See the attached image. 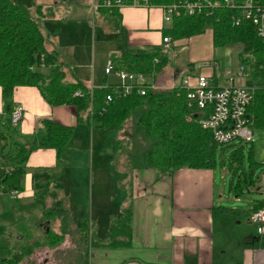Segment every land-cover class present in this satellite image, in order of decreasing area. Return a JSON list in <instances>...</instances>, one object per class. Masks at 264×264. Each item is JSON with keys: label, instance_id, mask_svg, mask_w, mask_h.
<instances>
[{"label": "trees", "instance_id": "1", "mask_svg": "<svg viewBox=\"0 0 264 264\" xmlns=\"http://www.w3.org/2000/svg\"><path fill=\"white\" fill-rule=\"evenodd\" d=\"M104 1L97 0L98 13L117 26L119 9L103 7ZM122 1L130 3L131 0ZM176 1L178 0H150L153 5H168ZM35 12L37 18L40 16L41 20H47L41 5L36 6ZM233 14L232 11L222 9L211 16H182L173 20L162 35L177 41L202 35L206 29L211 28L214 49H236L239 67H243L246 76L245 85L254 89L253 100L248 107L252 130L264 131V39L256 36L253 26L248 22L235 26L232 22ZM39 25L38 19L31 17L30 12L15 0H0V89L4 102V113L0 119V192L9 194L22 190L25 165L32 149L39 146L51 148L60 161L61 151L69 145L74 135L72 127L44 120L42 125L45 134L35 139L33 146L27 148L20 143L16 139L15 127L10 125L12 96L17 87H36L51 106H74L77 122L90 128L123 132L126 128L133 130L139 127L149 143L142 155L143 163L155 171L157 178L170 177L184 168L214 169L217 166V149L236 146H220L213 142L211 132L203 129L197 122L201 110L188 107V91L181 85L169 91H148L145 96L131 95L105 105V97L111 92L107 86L108 77L104 74L106 79L98 88H92V84L86 85L74 75L72 82L66 80L64 64L57 61L54 53L46 50L44 34ZM119 50L118 55L111 59L115 69L143 73L152 82L155 74L167 62V58L161 56L159 48L125 47ZM154 59L159 62L155 64ZM41 68L47 71L43 72ZM76 93L79 94L75 95ZM188 116L190 120L186 119ZM247 144L251 146L247 148ZM118 147V142H115L113 152ZM246 148L249 150L247 157L244 152ZM131 158V152H128V159ZM128 163L131 164V160ZM259 165L254 159L252 141L239 143L231 150L229 169L236 176L232 189L237 197L255 185L257 178H254L253 171ZM246 167L250 173H247ZM31 179L34 190L38 192L47 188V196L52 200V204L42 212L41 220L49 223L57 217L66 219L67 210L63 200L57 197L60 183L50 185L51 178L46 173H33ZM262 207L264 200L256 201L250 213ZM130 215V207L127 206L119 219L110 222L105 239L96 238L95 225L84 217L77 228L82 239L80 244H83V249L79 250L83 255L81 257L78 254L74 264H88V252L91 248L129 247ZM65 219H62L60 233L49 229L42 239L32 243V229L24 226L21 220L8 226H0V237L8 239L18 232L22 238L26 237L23 244L14 249H5L9 256L2 259L0 264H21L35 248L58 245L65 234ZM38 224L34 225L39 226ZM22 226L23 230H20ZM47 227L48 225L45 229ZM80 258L81 263L78 261Z\"/></svg>", "mask_w": 264, "mask_h": 264}, {"label": "crops", "instance_id": "2", "mask_svg": "<svg viewBox=\"0 0 264 264\" xmlns=\"http://www.w3.org/2000/svg\"><path fill=\"white\" fill-rule=\"evenodd\" d=\"M66 1L63 0V2ZM104 19H107L105 20L107 23L109 22V18L101 15L99 23L101 24ZM116 22V33H110L108 36L104 30H101L99 36L103 40L104 37H109L105 42L114 41L115 37H121L125 47L130 49L158 48L161 45L163 31L168 29L159 8L124 6L119 9V17ZM193 39L196 40L197 46L188 54V67H192L197 62H203L206 67L201 74L211 77L217 86L227 85L226 76L219 75L215 70L217 61L214 59L212 30L208 35L204 33L174 41L173 47L177 49L184 46L188 40ZM195 49H198L197 53ZM56 50L47 51L58 55ZM59 63L64 64L62 61ZM73 75L86 85L97 86L94 84V68H91L89 81L83 79L75 69L67 70L66 80L72 82ZM193 76L197 75L188 78ZM177 77L173 79L172 85L174 86L181 85L182 80L185 79L178 82ZM241 83L239 78L234 77L233 84ZM12 104L13 107L20 105L24 108L22 119L15 128V135L16 139L25 144L27 148L34 145L35 139L45 134L42 125L44 120L72 127L74 135L69 145L61 151L60 161L56 158L55 150L48 147L39 146L29 152L22 190L15 198L11 194L0 192V217L9 214L7 203L10 202L22 201L35 206L37 197H39L43 207L42 212L52 204V200L47 196V188L38 192L34 190L31 179L33 173L48 174L51 178L50 185L60 183L61 187H58L57 197L63 200L65 210L73 211L79 203L73 198H77L79 193L76 190L73 193L72 191L66 193L67 186H73L76 189L86 183L88 188L92 186L90 177L83 180L81 168L86 167V158L83 162L75 161L77 154L82 153L79 147L86 133V129L77 122L76 108L71 105L51 106L36 87L24 86L14 90ZM3 113L4 102L0 89L1 116ZM125 168L129 173L123 170L129 175V178L125 182L119 179L114 190L105 189L104 191H110L109 194L106 196L107 191L103 192L104 195L98 197L93 206V217L90 218L89 215H86L85 218H89L95 225L96 238L105 239L110 222L116 218L119 219L123 209L129 206L131 214L130 246L91 248L88 252V264H264V233L256 232L250 235L248 233L249 225H251L249 222L247 229L245 227L240 229V226L227 222V213L230 210L220 206L225 200L224 183H218L214 170L216 167L214 169L184 168L170 177L161 178H157L155 171L146 167L143 160L138 163L134 162V165L130 164ZM235 181L236 178L229 184V195L238 199L232 189ZM121 189L126 194L122 196L121 202L116 204L113 202L114 194ZM249 189L245 192H249ZM61 192L63 196H61ZM263 200L264 198L255 200L253 204ZM253 204L246 213L247 221ZM17 211L19 212L18 209ZM42 212L39 215H29L28 217L17 215L9 223L0 222V226H8L16 220H21L24 226L32 229L30 240L32 243L42 239L49 229L52 230L55 221H60V230L62 219H65L57 217L48 223L41 220ZM82 220L83 218H81ZM66 221L67 219H65V223ZM81 221L78 218L77 226ZM37 222L39 226L34 225ZM230 223L232 226H229ZM47 225L48 227L45 229ZM20 230H23V226ZM0 239L7 241L6 246H0L5 255L3 259H5L9 256L5 249L16 248L13 246L16 243L23 244L26 237L22 238L18 232L16 236L12 235L8 239L1 236ZM38 249L35 248L28 257L33 258ZM28 257L21 264H25L29 260ZM46 262L47 260L43 264Z\"/></svg>", "mask_w": 264, "mask_h": 264}, {"label": "rangeland", "instance_id": "3", "mask_svg": "<svg viewBox=\"0 0 264 264\" xmlns=\"http://www.w3.org/2000/svg\"><path fill=\"white\" fill-rule=\"evenodd\" d=\"M15 1L24 6L30 12L31 17L38 19L39 26L44 34L46 50L57 49L58 55L54 54L57 56L58 62H64L66 71L75 69L83 79L89 81L91 79H89L91 68H94V84L97 86L103 84L105 80L104 65L112 56L118 55L119 49L125 47L121 37H115L114 41L105 42L109 37H104L103 40L99 36L101 30H104L108 36L110 33H116L117 26L114 22L107 23L105 21L107 19H104L101 24L99 23L102 14L100 15L96 9L97 0H67L66 2H63V0ZM37 5L42 6V13L47 16V20H41L40 16L37 18L35 12ZM165 26L169 28L167 23H165ZM53 29L56 30L53 31ZM210 32L211 28L204 31L207 35ZM196 46V40L193 39L188 40L184 46L177 49L173 47V44L170 45L168 50L163 49L162 44L158 47L162 51L161 56L167 58L166 64L154 76V84H156L159 91H169L179 86L172 85L173 79L177 76V81L180 82L183 78L200 75L203 72L204 67H206L203 62H197L192 67H188V54ZM197 51L198 49H195L196 53ZM214 59L217 61L216 69H214L219 75L221 74L223 77L233 75L237 78L239 60L236 49H215ZM41 70L43 72L47 71L45 68H41ZM107 80L109 83L116 81L112 76H108ZM79 125L86 129V133L79 147L82 153L77 154L75 161L83 162L86 158V167L81 168L83 180L90 177L92 186L88 188L87 183L77 189L73 186H67L66 193L68 191H72V193L75 190L78 191L79 196L73 199L79 203L74 207L73 211L67 210L63 239L54 247H39L33 255L34 257H28L29 260L25 264H43L45 260H47L45 264H74L78 254L82 257L83 253L79 249H83V244H80L82 239L76 224L78 218L81 221V218L86 215H89L90 218L93 217V206L97 202L98 197L104 195L107 191H104L105 189L114 190L119 179L125 182L129 178L126 173L128 171L125 168L130 165L128 161L131 160V165H134V162L142 161V155L149 145L139 127H135L133 130L126 128L123 132H113L95 127L90 128L83 124ZM253 133L254 159L260 164L253 171V176L258 181L256 185L249 189V192H245L238 199H235L231 194L229 195V184L231 180L236 178L230 172L229 167L231 150L237 147L239 143L235 142L233 143V145H236L235 147L229 146L223 150L219 147L215 156L217 161V166L214 169L216 177L219 184L224 183L225 200L220 206L230 210L227 213V222L240 226V229L243 227L247 229L248 221L245 217L253 201L264 198V131L253 130ZM115 142H118L120 147L117 148L116 152H113ZM250 146L251 144H247V148ZM247 148L244 150L246 157L249 153ZM128 152H131V159H128ZM246 169L247 173H250L247 167ZM109 192L107 191L106 196ZM125 194L123 189L118 190L114 194L113 202L116 204L120 203L122 196H125ZM61 196H63L62 192ZM40 202L41 199L37 197V205L35 206L22 201L7 203L10 210L9 214L0 217V222L9 223L17 215L24 217L39 215L43 209ZM218 215L220 216V213ZM231 223L229 226H232ZM53 224L52 230L54 233L60 232V221H55ZM248 233L250 235L256 233V226L249 225ZM6 245L7 241L0 239V246ZM18 245L16 243V245L10 246L17 247ZM4 257V252L0 249V261ZM78 261L81 263V258Z\"/></svg>", "mask_w": 264, "mask_h": 264}, {"label": "built area", "instance_id": "4", "mask_svg": "<svg viewBox=\"0 0 264 264\" xmlns=\"http://www.w3.org/2000/svg\"><path fill=\"white\" fill-rule=\"evenodd\" d=\"M102 6L118 9L124 6L159 8L163 21L169 27L173 20L182 16H211L217 10L225 9L234 12L232 22L235 26L248 22L253 26L256 36L264 39V0H178L168 5H153L150 0H131L130 3H124L122 0H105ZM173 42L169 36H162L163 49L168 50ZM158 62V59H154L155 64ZM103 71L107 77L112 76L116 79L113 83L107 82L111 92L105 97V105L110 104L113 100L125 99L131 95L145 96L148 91L158 89L143 73L115 69L111 59L106 62ZM237 78H240L241 84H233L234 76L227 75L228 84L217 86L211 77L204 74L185 78L181 82V87L188 91L186 95L188 107L201 110L197 119L198 124L203 129L210 131L213 142L220 146H228L235 142L249 143L254 136L252 122L248 114L254 89L245 85L246 76L242 66L238 69ZM98 87L101 86L92 85V88ZM23 113L22 106L13 107L10 114L12 127L18 126ZM1 117L0 114V119ZM186 119L190 120V116ZM10 194L13 198L16 197L15 192ZM248 222L256 226L258 234H263L264 207L250 213Z\"/></svg>", "mask_w": 264, "mask_h": 264}, {"label": "bare ground", "instance_id": "5", "mask_svg": "<svg viewBox=\"0 0 264 264\" xmlns=\"http://www.w3.org/2000/svg\"><path fill=\"white\" fill-rule=\"evenodd\" d=\"M10 194V193H9ZM18 193H16V196H17Z\"/></svg>", "mask_w": 264, "mask_h": 264}]
</instances>
